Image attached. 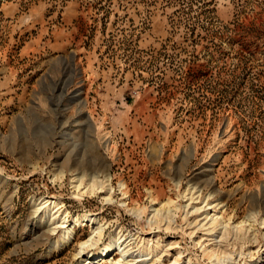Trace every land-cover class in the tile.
Returning <instances> with one entry per match:
<instances>
[{
	"label": "rangeland",
	"instance_id": "374dc122",
	"mask_svg": "<svg viewBox=\"0 0 264 264\" xmlns=\"http://www.w3.org/2000/svg\"><path fill=\"white\" fill-rule=\"evenodd\" d=\"M48 201L121 264H264V0H0V264L121 259Z\"/></svg>",
	"mask_w": 264,
	"mask_h": 264
},
{
	"label": "bare ground",
	"instance_id": "6f19581e",
	"mask_svg": "<svg viewBox=\"0 0 264 264\" xmlns=\"http://www.w3.org/2000/svg\"><path fill=\"white\" fill-rule=\"evenodd\" d=\"M81 91H79L78 93H80ZM81 94V93H80ZM82 98V97H81ZM81 101V100H80ZM78 182V181H77ZM80 186H76V190L79 191L80 190ZM102 187V186H100ZM105 187V186H104ZM122 188H124L126 190L125 185H122ZM93 190V189H92ZM94 192V190H93ZM99 192V191H98ZM52 204H54L53 209L56 208V213L58 214L57 217H54L55 214L53 215V219L50 221V225H48L49 227V233L50 232H55L57 231V229H62L63 230V235L61 237V240L55 241L52 244V249H59L61 248L62 245L71 242V240H73L74 238V234H75V229L76 227L79 226H88V227H92V235L90 237L89 240H87L86 242L82 243L80 248H81V252L79 255H83L86 253V250L90 249L91 247L95 246V250L88 253L87 255V259L86 260H97V259H101V262L104 261L105 259L109 258L111 255H113L115 252L117 253V256H121V259L117 262H115L114 264H121L122 261L129 257V252L130 250H128V248L126 246H124V244H120L119 242L121 241V237L116 240V241H110L104 249H99L96 244L97 241L96 239H101L102 235H103V230L102 228L99 229L98 227L95 228V220L96 218L94 217H88V216H83L81 218H73V219H68L66 215H64V212L62 209V206H59L56 203H52L50 201L44 203V205L42 206V203L38 205L37 209H36V213H39L42 209H44L46 206L51 207ZM214 207L211 206L209 209H207L206 213L209 212V210H212ZM210 213H207L206 218H208V215ZM213 215V214H212ZM210 216V215H209ZM44 217V216H43ZM217 216L214 215L212 217L211 220H213V225L216 223H218V218H216ZM52 218V217H51ZM45 219V218H44ZM61 223L59 226L58 224ZM90 224V225H89ZM98 237V238H97ZM218 264H225L224 260H220L218 259ZM216 263V264H217ZM95 264V263H93Z\"/></svg>",
	"mask_w": 264,
	"mask_h": 264
}]
</instances>
